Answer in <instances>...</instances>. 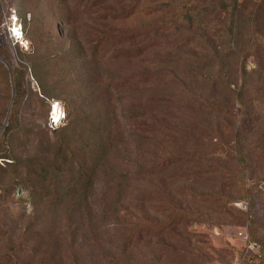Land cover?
Returning a JSON list of instances; mask_svg holds the SVG:
<instances>
[{
    "label": "trees",
    "instance_id": "1",
    "mask_svg": "<svg viewBox=\"0 0 264 264\" xmlns=\"http://www.w3.org/2000/svg\"><path fill=\"white\" fill-rule=\"evenodd\" d=\"M45 1L49 11L53 10L57 17L46 34L40 36L39 42L30 39L34 46L31 53L19 54L21 61L29 64L31 77L38 84L39 92L34 93L38 102L48 107L49 114L52 109L48 101L62 99L56 89L59 85L56 72L47 71V68L51 67L49 63L53 59L60 61L64 56L69 61H84L99 70L103 79L97 87L104 85L103 94L107 98L105 101L96 98V91H91L94 84L89 85L84 94L67 98L71 122L53 130L56 134L54 143L42 142L41 147L49 151L47 158L36 157L23 166L10 147L13 122L20 103L25 99L16 68L27 70L24 63L15 60L11 74L15 98L9 124L0 138V149L7 148L0 156V163L13 169L27 167L33 213L40 219L47 214V222L52 224L40 227L34 235V243L45 247L55 240L63 245L61 223L66 220L65 213L68 216L74 213L81 220L76 221L73 228H68L67 234L76 239L78 232L86 229L90 235L86 240L98 243L106 264H135L139 249L152 248L154 231L164 249L157 258L160 263L171 254L166 250L170 247L166 237L174 234L186 221L243 224L247 214L232 212L227 206L231 201L223 203L222 196L212 197L191 191L192 198L205 206L206 213H202L184 209L181 203L174 201L168 185L184 177L186 170L182 167L191 164L200 169L208 167L207 171L213 175L231 167L238 181L230 184L223 180L221 184L236 185L244 199L250 198L249 180L253 182L252 189L261 187L264 190V116L251 110L264 97V86H256V89L250 83L254 75L264 77V5L253 0H243L242 3L239 0H213L202 2V5L198 0ZM16 3L18 18L30 38L26 16L28 13L35 16V10L23 0ZM58 24L63 27L66 39L64 46L54 49V45L60 43ZM201 55L208 56L199 58ZM251 57L255 61L254 71L248 70L246 65ZM240 58H243L240 68L243 86L237 91L231 89V80L235 69L236 74L239 70ZM158 66L165 67L166 74ZM157 79L160 86L156 90L164 94L160 100L153 98L154 90L152 92L150 88L151 81L157 82ZM7 81L9 73L0 63V92L6 88ZM195 86L197 88H193ZM207 88L213 91L228 89L230 97L240 106L239 110L235 105L209 102L202 94ZM12 92L8 84V95L11 96ZM177 102L188 103L185 106L188 114L175 109ZM99 103L106 109L104 114L102 110L95 113ZM205 104H212L213 109L204 108ZM161 105H169L173 120L175 111H179L177 123L180 115L187 116L182 120L188 119L181 129L175 125L165 126L162 134L172 139L171 153L158 138L148 140L143 137L151 132L157 134L163 128L157 129L158 123L169 112L158 110ZM156 112L159 119L157 125L152 126L148 119L152 114L155 117ZM2 118H5V112ZM137 118L146 119L144 127L131 124ZM229 118L235 122L226 133L230 142L224 139L220 122L216 129L218 121ZM214 120L216 122L211 124ZM3 126L0 125V132ZM81 130H84V142L76 145L72 139ZM129 132L133 144L139 149L135 162L123 154L124 148L131 146ZM153 143L158 146L153 148ZM260 168L262 176L255 180L253 173ZM191 170L189 168L188 172ZM102 175L106 180L104 220L116 221L108 229L110 232H102L98 223L90 221L92 204L88 216L81 217L83 202L88 201L89 193L96 191L97 179ZM155 179H159V184L154 185ZM263 190L257 193L264 195ZM186 193L175 190L174 194L177 198L187 197ZM155 199L161 201L162 213L170 215L169 220L158 227L152 224L148 214ZM52 226L55 227L53 232ZM252 240L261 247L264 264V244L255 237ZM77 247L70 250L73 264H89ZM175 252L179 253L176 249ZM45 255L43 253V257ZM15 264L25 263L16 261Z\"/></svg>",
    "mask_w": 264,
    "mask_h": 264
},
{
    "label": "rangeland",
    "instance_id": "2",
    "mask_svg": "<svg viewBox=\"0 0 264 264\" xmlns=\"http://www.w3.org/2000/svg\"><path fill=\"white\" fill-rule=\"evenodd\" d=\"M207 1L209 3L213 0H198V3L202 5V2L207 3ZM239 1L240 3L244 2L243 0ZM253 1L257 4L264 5V0ZM16 2L17 0H0V53L2 54L0 55V63L9 73V81L5 83L6 88L2 89L0 92L1 126L5 124L8 117L10 118L13 108L11 104L14 84L11 80V74L13 73L15 60L19 63H24L21 61L19 54L31 53L34 46L30 39L39 42L40 36L46 34L52 20L57 17L53 10L49 11L45 0H41V3H38V0H23V3L30 4L35 10V16L31 13H28L26 16V30L31 34V37L27 38L24 25L21 23V20H19L15 10L18 4ZM15 29L19 30L20 35L15 33ZM57 32L60 37V43L57 42V45H54V49L57 48V46H64V41L66 39L61 24H58ZM207 56L208 55H201L199 58ZM238 62L239 70L236 74L235 69L231 80V89L240 91L243 86L240 69L243 58H240ZM23 65L27 70L16 68V77L19 79L25 99L20 103L13 122V129L10 133V147L14 151L16 160L23 166H26L36 157L41 160L47 158L49 151L41 147L42 142L50 141L54 143L56 134L53 130L63 128L71 122L66 107L67 98L77 93L84 94L86 89H89V85L91 86L92 84H94L95 87H92L91 91H96V98L98 97V99L105 101L107 95L103 94L105 89L104 85L99 84L97 87L98 82L100 83V80L103 79L99 70H95L92 66L85 64L84 61H69V58L66 56L60 59V61L53 59L49 63L51 67L47 68V71L56 72L57 82H59L56 89L62 94V99L48 102L50 103L51 109L58 104L60 108H62V115L58 120H55L56 124H51L52 112L50 111L48 114V107L38 102L34 95L35 92H39L38 84L31 77L29 64L24 63ZM246 65L248 70L254 71L256 69L255 61L252 57L247 59ZM158 69L165 72L164 74L167 72V69L163 66H158ZM212 72H216V70ZM151 82L152 85L150 88L154 90L153 98L155 100H160L164 95L160 90H156V88L160 86V80L157 79V82ZM250 83L255 88L256 86L262 87L264 86V77L254 75L250 78ZM8 84L12 92L11 96L10 94L8 95ZM193 88H197V86ZM198 93H200V91ZM202 94L211 103L222 102L226 106L227 104L231 107L235 105L236 110L240 108L236 99L230 97L231 93L228 89L223 88L213 91L207 88ZM259 100H261V102L257 103L251 110L261 112L262 116H264V97ZM98 105L99 107H95L94 109L95 113L97 114L102 110L104 114L106 109L101 107L102 103ZM187 105L188 103L185 102H177L175 109L188 114L185 109ZM206 107L208 110L213 109L212 104H205L204 108ZM160 109L168 111L170 108L169 105H161L158 110ZM179 111H175L174 120L172 119L171 113L168 111L169 113L163 116L164 119H161L157 126V129L163 126V130L161 129L157 134L155 132H151L149 135L144 134L143 137L148 138V140L158 138L161 140L159 143H164L168 153L173 152V148L170 145L172 139L164 136L162 133H164L165 126L175 125L181 129L187 124L188 119L182 120V118L187 117L185 115H180L181 118L179 117L178 123L176 122ZM4 112L5 118L3 119L2 116ZM207 112L209 113V111ZM155 115V117H152V114L151 119H148L152 126L157 125L159 119L158 112H156ZM145 122H147L146 119L137 118L131 121V124L141 128L144 127ZM215 122L216 120L211 124ZM219 122L221 125L220 128L223 129L222 134H225L224 139L230 142V138L226 133L230 131L231 126L234 125V120H232V118L220 120L216 123V129H218L217 126ZM126 124L127 127L130 126L129 121H127ZM21 131L26 133L27 136ZM83 131L84 130H81L75 134L72 139L74 144L80 145L84 142ZM127 136L131 146L125 147L123 154L127 159L135 162V160L138 159L137 153L139 149L138 146L132 142L133 138L131 132H129ZM203 140L206 144H209L207 138ZM154 145L153 148L158 146ZM186 147L187 146L184 144V148ZM6 150L7 148L4 149L2 147L0 149V156L4 155ZM214 164L215 163H212L211 166H214ZM0 165L3 168V170L0 171V264H15L16 261L20 263L24 262L25 264H73V256L70 250L73 251L76 245L78 246L77 251L81 253L85 259L87 258L89 264H106L103 260L102 249L98 246V243L86 240L90 238V235L88 236L89 232H86V229L78 232L76 239L75 237H71L70 233L67 234L68 228H73L75 222L81 220L79 216L74 215V213H71L69 216L65 213L66 220L61 223L63 245L59 244V242L55 243V240H53L45 245V247L42 245L38 247L34 243V235H36L43 224H48L49 226L52 224L47 222V214H44V217L40 219L33 213L34 206L30 197V190L28 189L30 184L27 175L28 169L27 167L23 170L13 169L1 163ZM182 168L186 170L185 176L177 181L169 182L168 185L175 199L174 201L178 204L181 203L184 209H195L199 212L206 213V209H204L205 206L196 198H192L191 191L204 193L212 197L218 194L224 199L223 203L228 204V202L231 201L227 206L232 212H245L247 214L246 221L241 225H224L213 221H186L187 223L177 228L174 234L171 233L166 237V242L170 247L165 249L170 251L171 254L167 255L160 263L157 261V258L164 249L160 247V238L155 235L156 231H154L152 248L139 249L135 257V264H234L236 261V251L238 250L236 234L240 229L245 227L248 228L251 237L261 240L264 244V195L257 193L258 190H263L261 187L252 189L251 186L253 182L249 180L248 190L250 191V198L244 199L240 188L236 187V185L223 186L221 184L223 180L229 181L230 184L238 181L235 170L231 167L222 169L219 175L209 173L207 171L208 167L200 169L190 164L184 165ZM189 168L192 169L190 172H188ZM262 171L263 170L260 168L253 173L255 180L262 176ZM248 176L250 175L248 174ZM158 182L159 179H155L153 183L157 185L159 184ZM105 186V176L102 175L97 179L96 191L92 193L93 195L89 193L87 196L88 201L83 202L81 217L86 218L88 216L89 208L92 204L90 221L94 224L98 223L102 228V232L106 230L110 232L108 229H111L112 224L116 221H114V219L104 220L102 209L107 207L106 203L103 201ZM175 190L187 192V197L176 198L174 194ZM162 206L161 201L155 199L148 213L153 222L152 224H155L157 227L159 226L158 224L167 222L170 216L169 213H162ZM41 215L42 214H40V216ZM54 228L55 227L51 229V232L54 231ZM57 232L58 230L56 229V233ZM175 249L178 250L179 253L175 252ZM43 253L46 254L44 257Z\"/></svg>",
    "mask_w": 264,
    "mask_h": 264
},
{
    "label": "built area",
    "instance_id": "3",
    "mask_svg": "<svg viewBox=\"0 0 264 264\" xmlns=\"http://www.w3.org/2000/svg\"><path fill=\"white\" fill-rule=\"evenodd\" d=\"M22 37V34H21ZM52 124L56 121L51 118ZM238 250L234 264H262L263 254L261 247L252 240L248 228L240 229L236 234Z\"/></svg>",
    "mask_w": 264,
    "mask_h": 264
},
{
    "label": "bare ground",
    "instance_id": "4",
    "mask_svg": "<svg viewBox=\"0 0 264 264\" xmlns=\"http://www.w3.org/2000/svg\"><path fill=\"white\" fill-rule=\"evenodd\" d=\"M15 33L20 35L19 30L15 29ZM21 39V38H20ZM51 115H52V119L54 120H58L61 115H62V108H60V106L57 104L53 107V109L51 110Z\"/></svg>",
    "mask_w": 264,
    "mask_h": 264
},
{
    "label": "water",
    "instance_id": "5",
    "mask_svg": "<svg viewBox=\"0 0 264 264\" xmlns=\"http://www.w3.org/2000/svg\"><path fill=\"white\" fill-rule=\"evenodd\" d=\"M14 98H15V89H14V85H13V99H12L11 107H12V105H13ZM9 113H10V112H9ZM8 123H9V117L7 118L5 124H4V126H3V128H2V130H1V132H0V138H1V135H2V133H3L4 129H5V127L8 126Z\"/></svg>",
    "mask_w": 264,
    "mask_h": 264
}]
</instances>
